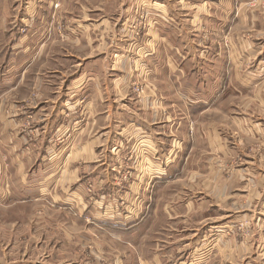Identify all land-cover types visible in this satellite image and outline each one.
<instances>
[{"label":"crops","instance_id":"1","mask_svg":"<svg viewBox=\"0 0 264 264\" xmlns=\"http://www.w3.org/2000/svg\"><path fill=\"white\" fill-rule=\"evenodd\" d=\"M26 1L24 17L37 18L0 65V143L12 192L5 199L35 202L45 224L44 208L63 213L66 228L25 237L42 239L36 253L46 257L19 264H207L236 232L249 242L246 264H264V119L250 104L232 110L233 136L198 119L218 112L226 95L254 94L264 112V38L235 34L264 30L261 11L226 9L234 33L220 89V53L205 55L197 32L204 20L220 24L219 8L178 0L174 14L171 0H145L152 22L140 44L129 40L126 20L92 23L83 9L48 67L49 8ZM129 82L145 85V98Z\"/></svg>","mask_w":264,"mask_h":264},{"label":"rangeland","instance_id":"2","mask_svg":"<svg viewBox=\"0 0 264 264\" xmlns=\"http://www.w3.org/2000/svg\"><path fill=\"white\" fill-rule=\"evenodd\" d=\"M36 3L40 1L39 6L44 10L49 8V17H44L46 19V23L48 24L46 30V39L47 42L50 41L48 47L49 56L45 59V66L52 67V57L57 51L62 50V46L67 45L64 41H67L66 37L68 36L66 33V28L72 22V18H75L80 11L83 9L88 10L92 15V23L95 21H99L103 18H109L113 20L123 19L127 31V35L132 43H139L142 41L143 37L147 36V31L151 27L152 18L150 17L149 4H154L153 0L149 1L147 5L145 0H33ZM139 1V2H138ZM202 3L201 7L206 8L212 5L215 8L220 9V24L212 25L210 20H204L203 24L198 27V38L201 40V49L204 50L205 55H207V51L209 50L208 56L211 55L212 49H215L217 53H220L219 63L215 65L214 69L217 68L221 74L220 79V89L225 87L227 89V68L229 65V50H228V40H230V36L233 35V25L230 26L228 20L226 19V15L228 14L226 9H231L235 11L236 14L242 13L244 11H249L250 9L260 10L263 14L262 19H264V0H241V1H231L228 0H198ZM214 1H216V5H213ZM29 1L26 0H0V65H2V60L8 57V55L14 52L11 49V45L19 40L20 35H27L30 25L35 22L36 16H27L25 15L26 5ZM245 2V3H243ZM173 13H179L180 6L182 5L178 0H171ZM230 4V5H229ZM53 9V10H52ZM125 11L123 16H118L121 11ZM198 11V7L194 9H189V13L192 11ZM125 15V16H124ZM121 17V18H120ZM224 19H223V18ZM23 18V19H22ZM127 18V19H126ZM22 19V20H21ZM76 19H79L78 17ZM21 24L23 29H21ZM140 30L139 35H136V30ZM239 30L235 29V34H241L242 37H246L250 39L252 37H260L264 38V30H255L246 28L243 26L238 27ZM214 36L213 43L211 45L212 39ZM217 40H220L217 41ZM210 45V46H209ZM15 50V49H14ZM214 51V53H216ZM244 51V50H243ZM242 54V53H241ZM243 55V54H242ZM56 59V58H55ZM61 58L58 59V62H62ZM105 59H102L101 65L105 62ZM215 63V62H214ZM108 65V61H107ZM3 68V66H1ZM1 73V72H0ZM222 73H225V76H222ZM130 78V77H128ZM131 79V78H130ZM133 79V77H132ZM128 82V81H127ZM129 91L131 94H134L137 98L138 95L142 98H145V85H139L135 82H129ZM222 92V91H221ZM222 94V93H221ZM34 99L35 96H32ZM254 94H250L248 96L239 97V96H227L225 97V101L222 104V108L218 112L201 114L198 116V119L202 121V124L209 122L212 120L220 123L221 131L229 132L233 136V130L230 129L229 125V115L233 114L232 110L242 109V105L250 104L248 111L251 110L252 114H256L257 116H262L264 119V112L260 113V109L255 104ZM140 99V98H139ZM236 105V106H233ZM234 107V108H233ZM179 111V110H178ZM181 113V112H180ZM176 114H179L177 112ZM182 114V113H181ZM19 114L16 116L18 117ZM196 119V118H195ZM29 128V126H27ZM30 129V128H29ZM33 133L35 130H29ZM258 143V142H256ZM255 143V144H256ZM1 144V143H0ZM255 146H260V143L254 145L248 149L250 152ZM2 148V145H1ZM3 148L0 152V191H2L3 180H8V178L4 177L5 172L4 169L8 168V160L2 158ZM129 161H127L128 163ZM120 165V164H119ZM230 165V164H229ZM228 165V166H229ZM231 166V165H230ZM126 169V164L123 165L122 169ZM227 165H225L224 171L228 173ZM127 172V171H123ZM28 177V176H27ZM27 177L24 180L27 182ZM120 180L124 182V184H128L130 177V172L126 173V176H119ZM223 177V175H222ZM227 178V176H226ZM6 181V186L4 185V194L5 197H0V264H19L21 260L27 261V259L32 258V260H38L42 257V252H37L40 249V244L43 242L42 239L39 240H26L25 237H29L31 234H35V232H41L45 230H61L66 228L64 223H60L62 218H65L64 214H57L53 212L49 207L45 209V217L46 220L50 219V224H45L43 222V212L42 208H39L35 202H27V203H17L13 204L12 201H7L5 198L9 197L11 192V188L9 183ZM88 185V184H87ZM89 193H92V185L89 184L88 187ZM13 191V190H12ZM1 195V193H0ZM126 209V208H125ZM114 208L109 207V211L111 213L114 211ZM127 210L132 213V207H128ZM120 212V211H119ZM42 213V214H41ZM62 216V217H59ZM130 215V214H129ZM55 216V217H54ZM54 217V218H53ZM134 219V218H133ZM45 220V221H46ZM123 220L126 223L131 224L132 219L126 218ZM165 221L160 220L157 223L159 226L158 230H162L167 227L164 223ZM114 229V228H113ZM240 229L242 230L240 225ZM235 228H232V231ZM238 230V229H237ZM229 231V230H228ZM20 233H25L21 235ZM235 238L231 241V246L224 254H218L215 257H212L207 264H246L245 262V254H243V247L249 246V242L247 241L246 234L244 232L238 233ZM239 235V236H238ZM248 236V235H247ZM211 242L207 241L206 243ZM240 249V251H239ZM39 262V261H38ZM40 263V262H39ZM34 264V263H33Z\"/></svg>","mask_w":264,"mask_h":264},{"label":"built area","instance_id":"3","mask_svg":"<svg viewBox=\"0 0 264 264\" xmlns=\"http://www.w3.org/2000/svg\"><path fill=\"white\" fill-rule=\"evenodd\" d=\"M136 30V35L138 36L139 35V33H140V30H139V28L138 29H135ZM1 144H0V152H1ZM0 179H1V172H0Z\"/></svg>","mask_w":264,"mask_h":264}]
</instances>
